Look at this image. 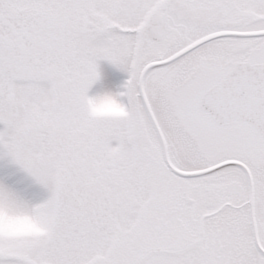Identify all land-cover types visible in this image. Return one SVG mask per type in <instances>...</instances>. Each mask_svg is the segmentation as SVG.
Wrapping results in <instances>:
<instances>
[{
	"label": "snow or ice",
	"instance_id": "6c2138e0",
	"mask_svg": "<svg viewBox=\"0 0 264 264\" xmlns=\"http://www.w3.org/2000/svg\"><path fill=\"white\" fill-rule=\"evenodd\" d=\"M0 159V264H264V0H0Z\"/></svg>",
	"mask_w": 264,
	"mask_h": 264
},
{
	"label": "rangeland",
	"instance_id": "374dc122",
	"mask_svg": "<svg viewBox=\"0 0 264 264\" xmlns=\"http://www.w3.org/2000/svg\"><path fill=\"white\" fill-rule=\"evenodd\" d=\"M98 71L100 73L99 79L94 82L90 88V94L95 93L99 90L111 89L116 91L119 89L122 81L126 79L127 73L121 69L110 64L106 60H100L98 62ZM13 165H10L6 159H0V178L5 179L6 182H11L14 177L10 175ZM31 195H34L37 199L44 195V190L38 184H33L30 191ZM36 228H33L30 231H35ZM18 232V231H10ZM28 232V231H27Z\"/></svg>",
	"mask_w": 264,
	"mask_h": 264
},
{
	"label": "clouds",
	"instance_id": "9594fccd",
	"mask_svg": "<svg viewBox=\"0 0 264 264\" xmlns=\"http://www.w3.org/2000/svg\"><path fill=\"white\" fill-rule=\"evenodd\" d=\"M89 110L96 115H119L123 112L122 105L108 92H102L88 101ZM36 226L27 218L10 220L0 217V231L27 232Z\"/></svg>",
	"mask_w": 264,
	"mask_h": 264
}]
</instances>
